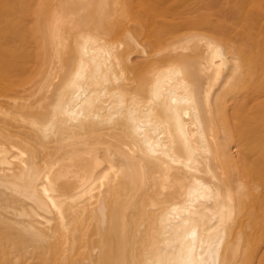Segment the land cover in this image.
Segmentation results:
<instances>
[{"label": "bare ground", "instance_id": "bare-ground-1", "mask_svg": "<svg viewBox=\"0 0 264 264\" xmlns=\"http://www.w3.org/2000/svg\"><path fill=\"white\" fill-rule=\"evenodd\" d=\"M0 264H264V0H0Z\"/></svg>", "mask_w": 264, "mask_h": 264}, {"label": "rangeland", "instance_id": "rangeland-1", "mask_svg": "<svg viewBox=\"0 0 264 264\" xmlns=\"http://www.w3.org/2000/svg\"><path fill=\"white\" fill-rule=\"evenodd\" d=\"M49 17V15L47 14L46 16H45V18H48Z\"/></svg>", "mask_w": 264, "mask_h": 264}]
</instances>
